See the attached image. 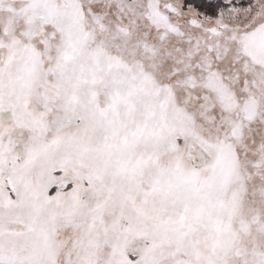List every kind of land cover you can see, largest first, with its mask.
<instances>
[{
  "label": "snow or ice",
  "instance_id": "1",
  "mask_svg": "<svg viewBox=\"0 0 264 264\" xmlns=\"http://www.w3.org/2000/svg\"><path fill=\"white\" fill-rule=\"evenodd\" d=\"M0 264H264V0H0Z\"/></svg>",
  "mask_w": 264,
  "mask_h": 264
}]
</instances>
